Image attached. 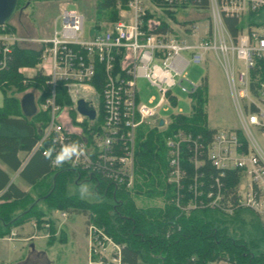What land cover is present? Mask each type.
<instances>
[{"label": "built area", "instance_id": "1", "mask_svg": "<svg viewBox=\"0 0 264 264\" xmlns=\"http://www.w3.org/2000/svg\"><path fill=\"white\" fill-rule=\"evenodd\" d=\"M176 10H206L208 22L203 34L195 37V22L187 24L180 33L160 28L158 20L166 17L172 21L168 14L174 16ZM263 10L264 0H126L123 7H118L115 20L103 29L95 28L87 37L83 35L84 15L64 5L47 37L24 38L5 23L0 24V72L7 69L12 48L20 42L33 41L40 50L36 73L46 76L48 94L39 100V92L33 100L35 113L45 112L47 118L37 122L40 137L31 152L39 149L46 157L49 147L55 146L58 152L63 144L79 142L86 149L85 155L62 167L48 159L50 169H73L76 179H93L94 175L128 191L133 184L136 128L155 121L166 123L157 107L174 97V85L186 83L181 89L187 91L188 65L201 64L208 53H213L221 61L239 126L216 129L204 150L213 166L237 172L233 200L220 204L223 195L218 178L214 179V190H208L207 200H203V183L194 179L188 185V198L181 203L179 188L184 172L180 144L191 142L197 155L202 153L203 144L180 130L165 140L166 182L175 187L173 201L184 213L205 207H219L230 213L234 208L246 207L264 220V152L255 135H264V18L256 19ZM225 17L236 19L235 33L226 28ZM96 64L100 65L101 81L92 83ZM138 77L159 91L157 104L151 105L152 98L148 105L138 100ZM57 84L66 91L68 107L54 102ZM78 100L93 109L92 119L78 120ZM70 112L74 113L73 118ZM198 159L192 153L189 161L197 166L202 162ZM3 192L0 190V203L7 201ZM59 215L65 217L66 213L61 211ZM93 215L86 217V264H122L121 244L91 220ZM40 224L48 226L46 221Z\"/></svg>", "mask_w": 264, "mask_h": 264}, {"label": "trees", "instance_id": "2", "mask_svg": "<svg viewBox=\"0 0 264 264\" xmlns=\"http://www.w3.org/2000/svg\"><path fill=\"white\" fill-rule=\"evenodd\" d=\"M19 2L17 0V6ZM125 2L126 0H94V13L113 21L117 18L118 7H123ZM168 15L173 18V15ZM261 18H264V10L256 17ZM223 22L230 33H235V18L225 17ZM5 25L12 30L7 22ZM163 26L165 27L162 25L160 28H164ZM94 27L98 28L97 25ZM39 55V49L14 46L7 69L0 72V89L4 95L3 106L0 108V160L14 170L19 167L16 153L30 152L40 137L37 122L42 123L47 118L45 112H36L32 120L8 115L9 105L17 104L12 94L28 87L40 92L37 98L39 100L48 94L45 87L46 76L36 73L27 79L18 72L19 67L37 65ZM100 81V65L96 64L91 82ZM205 88V81L191 87L188 91L191 101L189 114H172L165 128L157 130L155 125L145 124L136 128L133 184L128 191L92 175L91 180L95 181L93 189L100 199L88 201L68 194L67 183L72 180L78 183L83 180L82 176L76 179L73 169L51 170L48 159L41 151H32L19 174L29 184L35 185L33 195L37 198L20 191L12 184L5 186L3 198L8 202L0 204V236L6 234L11 226L30 217L39 225L44 210L60 209L86 213L87 217L94 214L91 220L121 244L122 264H206L208 261L223 259L230 264H264V226L254 211L237 207L228 213L219 207H205L184 213L173 201L175 187L166 182L168 165L165 140L180 130L203 144L202 153L198 150L200 155H197V151L194 152L191 142L180 144V165L184 172L179 188L181 203L188 198V185L194 179L203 183L200 188L203 200H207L205 193L216 187L215 178L219 179L223 195L220 204L233 200L237 172L234 169L221 171L205 157L204 145L216 130L207 126ZM173 100L174 97L170 98V102L173 103ZM54 102L64 107L70 104L66 91L60 84L54 88ZM16 113L19 115L18 110ZM192 153L202 160L197 166L189 161ZM48 170L50 180L37 185V178ZM5 184L6 176L0 170V190ZM140 196L159 197L163 202L161 206H137L132 199ZM35 199L41 200L45 209L37 208L36 203H33Z\"/></svg>", "mask_w": 264, "mask_h": 264}, {"label": "rangeland", "instance_id": "3", "mask_svg": "<svg viewBox=\"0 0 264 264\" xmlns=\"http://www.w3.org/2000/svg\"><path fill=\"white\" fill-rule=\"evenodd\" d=\"M20 4L16 6L12 16L8 19L7 23L12 25L15 30L26 32L27 29L34 27L36 35H48L52 28V23L55 16L58 13L60 5L64 4L66 9H77L84 15L83 21V35L85 37L89 36L94 32V25L98 26V29H103L107 23L104 16H98L94 13V0H31L26 5V0H20ZM118 14V10H117ZM208 12L196 11V10H176L174 16L171 19L166 17H161L158 22L159 26L165 25L164 29L170 30L174 33H180V31L187 24L195 22L197 26V33L195 37H199L203 34L205 25L208 22L207 17ZM163 23V24H162ZM200 34V35H199ZM30 37V36H29ZM34 38H42L44 36H33ZM31 46V45H29ZM219 58L213 54L208 53L207 59L201 64L190 63L185 70V78L190 84H187L188 90L183 91L181 87L185 86L186 83H181L179 85H174L171 88V93L174 95L173 103L163 101L157 107V113L166 123L162 122L159 124L157 121L150 124L154 125L157 130H161L167 126L170 121V116L176 114L178 110L182 114H189L191 110V101L188 95V91L192 86L199 85L202 81H205V94L206 103L204 109L206 112L207 123L210 126L216 128H230L239 126L236 110L233 106L230 91L227 85L225 73L223 67L220 64ZM135 86L137 89L138 100L141 103L148 105V100L151 99V105L157 104L160 98L159 91L154 87L149 85V83L142 77H138L135 80ZM24 91V90H23ZM1 103V94H0ZM69 116L74 117V113L70 112ZM147 125V124H146ZM149 126V125H148ZM259 140H264V135L260 133L255 134ZM261 141H259L260 144ZM264 147V144L262 145ZM264 150V148H263ZM264 152V151H263ZM17 182L22 183V181L16 178ZM87 185L88 192L81 197L80 186ZM95 181L91 179H83L78 183L74 180L70 181L66 185V192L68 194H74L79 198L84 200L93 201L100 199L94 192ZM34 198H37L33 195ZM37 208L45 209L41 200H37ZM137 206H149L156 205L161 206L163 200L159 197L145 198V197H134L132 199ZM8 201H3L5 203ZM0 203V204H1ZM51 210V209H50ZM50 210H46L50 212ZM16 211V210H14ZM75 217L69 218L64 222L61 232L64 233L65 241L63 242H53L51 246H47L44 239H38L32 242L35 249L45 251V258L39 255L35 251L31 253L30 264H85V243L83 239L81 241V221L84 219V213L73 211L72 213ZM261 223L264 226V220L262 217L258 216ZM75 220V222H74ZM74 222V223H71ZM68 227V233L66 228ZM8 256V255H7ZM206 264H230L228 260L220 261H208Z\"/></svg>", "mask_w": 264, "mask_h": 264}, {"label": "crops", "instance_id": "4", "mask_svg": "<svg viewBox=\"0 0 264 264\" xmlns=\"http://www.w3.org/2000/svg\"><path fill=\"white\" fill-rule=\"evenodd\" d=\"M63 5H60V7ZM7 24L12 27V30L17 35L24 37V38H34L33 36H39V35L47 37L50 34L49 33L48 35H42V34L36 35L33 25H32V28L27 29V35H26V32H22V34H20V32L18 30L16 31L12 25H10L9 23ZM17 47L24 48V49H37V45L33 41H25V40L20 42L17 45ZM18 72L23 77L29 79L36 74V65L34 67H28V66L19 67ZM26 92H30L33 98L36 97V95L39 93L38 90L28 87L24 91L12 94V96L16 98L17 104L13 103L9 105L8 107L9 117H23L27 120H32L33 115L35 114V110L31 116L26 117L23 115L21 108H20V99L22 95ZM0 94H1L0 108H2L4 95L1 89H0ZM17 110L19 112V115L16 113ZM207 126L209 128L219 129V128L208 125V123H207ZM259 141H261L259 144L260 148L262 151H264L263 150L264 147H262V145L264 144V140L258 139V142ZM31 154H32L31 150L30 152L18 151L16 153V157L19 160V167L16 170L12 169L9 165H7L6 163L0 160V170L6 176V184L1 190L5 189V186H7L8 184H12L17 189H19L22 192H26L27 194L33 195L35 193L34 191L35 185L32 186L31 184H29L19 174V170L26 163V161L29 159ZM50 177H51V174L49 173V170L45 173H42L37 178V185L41 183L45 184L46 182L50 180L49 179ZM16 178L20 179L23 184L17 182V180H15ZM61 211H64L66 213L65 217H61L59 215ZM72 213L73 212H67L65 210H60V209H51L50 212H47L44 210V215L40 217V222L46 221L48 223L47 227H42L40 223L38 225L37 221L33 217H30L27 220H24L23 222L17 225L11 226L6 234H3L2 236H0V264H30L32 251H35L36 253L44 256L45 258H48L46 256L45 251L39 250L40 248L35 249L32 242L38 239H44L46 245L51 246L53 242L55 241L57 242L65 241L66 238H64L65 237L63 235L64 233L61 232V228H63V224L64 222H66V220H68L69 218H72L71 221L73 220V217L75 216ZM86 217L87 215L85 213L84 219L81 221L82 228H81L80 234H81V241L84 238L83 242L85 243V256H86V262H87V237H86V228H85ZM74 222H71V223H74ZM11 232L13 233V236H10ZM66 232L68 233V227L66 228Z\"/></svg>", "mask_w": 264, "mask_h": 264}, {"label": "water", "instance_id": "5", "mask_svg": "<svg viewBox=\"0 0 264 264\" xmlns=\"http://www.w3.org/2000/svg\"><path fill=\"white\" fill-rule=\"evenodd\" d=\"M31 0H26L25 5ZM17 6V0H0V24L6 23L12 16ZM20 108L24 116H31L34 113L35 106L33 97L30 92H26L20 99ZM76 110L78 112V120L83 118L92 119L94 111L91 107L87 106L82 100L76 102ZM161 124V121H159Z\"/></svg>", "mask_w": 264, "mask_h": 264}, {"label": "clouds", "instance_id": "6", "mask_svg": "<svg viewBox=\"0 0 264 264\" xmlns=\"http://www.w3.org/2000/svg\"><path fill=\"white\" fill-rule=\"evenodd\" d=\"M53 153H55V156H53ZM85 154L86 149L79 142L74 141L68 144H63L58 152L56 151L55 146L49 147L46 152V158L55 166L62 167L65 163L72 162L74 158L78 159ZM79 191L83 198L88 192V186L81 185Z\"/></svg>", "mask_w": 264, "mask_h": 264}]
</instances>
